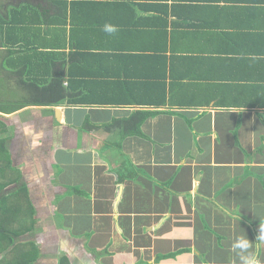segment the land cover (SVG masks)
Wrapping results in <instances>:
<instances>
[{
  "label": "crops",
  "instance_id": "obj_1",
  "mask_svg": "<svg viewBox=\"0 0 264 264\" xmlns=\"http://www.w3.org/2000/svg\"><path fill=\"white\" fill-rule=\"evenodd\" d=\"M15 2L26 32L2 13L21 28L1 61L68 96L0 112L37 264H239L234 238L264 228V0ZM138 112L153 113L139 133ZM253 250L264 264V243Z\"/></svg>",
  "mask_w": 264,
  "mask_h": 264
},
{
  "label": "trees",
  "instance_id": "obj_2",
  "mask_svg": "<svg viewBox=\"0 0 264 264\" xmlns=\"http://www.w3.org/2000/svg\"><path fill=\"white\" fill-rule=\"evenodd\" d=\"M9 7L10 5L0 6V20L2 22L0 24V48H8L9 30L13 31L21 28L14 24H11L10 27V21L8 22L3 14L7 13L6 15L9 16L11 13L13 17L12 23H18V18L19 20L20 18L23 19L25 15L24 11L26 8H29L28 5L21 4L13 7L11 11L10 9L7 11ZM29 21L33 22L31 20ZM19 23L23 25L19 32H26L24 21L20 20ZM24 49L20 47L18 51L22 53ZM16 52V50L8 48L4 52L0 51V58H6L7 56L14 57ZM20 58L23 60V57ZM1 59L0 66L6 72V75H4L5 80L3 81L4 85L7 82L8 68L16 67L15 74L18 75L17 86L25 87L27 94L20 97L23 99L21 103L12 101L15 95H11L10 93L7 96L0 95V98H6V100L2 101L4 104H0V112L11 114L20 108L31 105L58 106L64 100L68 99L62 83L53 81L50 87L45 88L40 93V83L37 80L31 79L25 81L23 79L24 65L19 62V59L16 58L17 64L13 61L9 63L6 60L7 58L3 61ZM0 71H2L1 68ZM0 75L3 77L2 72H0ZM8 91L11 90L8 88ZM152 114L142 112L135 114L133 120L129 122L130 124L133 122L131 126L133 132L139 133L143 122ZM129 123L124 122L122 127L123 131L126 129L130 130ZM9 141L8 128L2 118H0V264H37L41 256L38 244L33 240H23V236L31 233L36 227L35 207L31 201L29 191L23 182L22 172L14 165V161L12 160ZM59 264H70L69 259L63 256Z\"/></svg>",
  "mask_w": 264,
  "mask_h": 264
},
{
  "label": "clouds",
  "instance_id": "obj_3",
  "mask_svg": "<svg viewBox=\"0 0 264 264\" xmlns=\"http://www.w3.org/2000/svg\"><path fill=\"white\" fill-rule=\"evenodd\" d=\"M103 30L109 35H112L117 31V28L111 24H106ZM259 243H264V228L261 227L257 243L251 242L246 233L237 235L234 238L231 250L238 257L239 264H260L258 252L253 250V244Z\"/></svg>",
  "mask_w": 264,
  "mask_h": 264
},
{
  "label": "rangeland",
  "instance_id": "obj_4",
  "mask_svg": "<svg viewBox=\"0 0 264 264\" xmlns=\"http://www.w3.org/2000/svg\"><path fill=\"white\" fill-rule=\"evenodd\" d=\"M19 1H23V0H16L15 3L17 4V3H19ZM10 4H14V0H0V6H2V5H10ZM0 72H2V74H3V77L0 76V95L7 96L8 95V88L6 86V82H5V85H4V82H3L5 80L4 75H6V74L4 73V71H0ZM4 100H6V98L5 97H1L0 98V104H4V102H2Z\"/></svg>",
  "mask_w": 264,
  "mask_h": 264
}]
</instances>
